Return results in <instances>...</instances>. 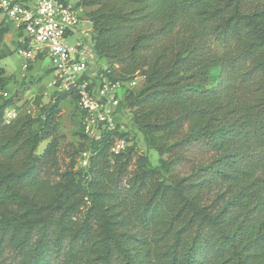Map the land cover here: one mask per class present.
Wrapping results in <instances>:
<instances>
[{
    "label": "trees",
    "instance_id": "1",
    "mask_svg": "<svg viewBox=\"0 0 264 264\" xmlns=\"http://www.w3.org/2000/svg\"><path fill=\"white\" fill-rule=\"evenodd\" d=\"M77 5L94 54L144 76L120 107L158 164L108 138L61 170L68 94L9 121L2 102L0 264H264V0ZM9 30L0 12V45Z\"/></svg>",
    "mask_w": 264,
    "mask_h": 264
},
{
    "label": "built area",
    "instance_id": "2",
    "mask_svg": "<svg viewBox=\"0 0 264 264\" xmlns=\"http://www.w3.org/2000/svg\"><path fill=\"white\" fill-rule=\"evenodd\" d=\"M80 11V5L70 0H0V12L6 21L25 34L21 42L24 46L17 48L25 60L22 69L39 55L49 57L53 74L49 85L56 92L75 96L84 138L93 143L109 138L113 140L110 151L117 154L128 145L124 137L116 136L121 101L144 76L136 73L130 80L117 78V64L92 63L97 57L92 48L84 47L82 41L67 42V36L80 23ZM16 115L14 109L6 108L5 121ZM89 155L90 149L80 152L84 166Z\"/></svg>",
    "mask_w": 264,
    "mask_h": 264
},
{
    "label": "rangeland",
    "instance_id": "3",
    "mask_svg": "<svg viewBox=\"0 0 264 264\" xmlns=\"http://www.w3.org/2000/svg\"><path fill=\"white\" fill-rule=\"evenodd\" d=\"M72 1V0H70ZM86 9L83 7L80 13V23L75 30L67 36V42L74 44L76 41H82L84 47L92 48L90 38L91 23L86 19ZM10 26L9 34L5 36L0 46V69L4 71L3 78L0 83V104L6 100H13L16 114L37 116L40 113V107L52 101L56 96L54 88L49 85L52 79V63L49 57L39 55L28 62L27 69H22L25 62L24 58L17 52V48L24 46L21 42L25 38V34L13 32ZM21 38L20 42H17ZM92 63L104 65V59L95 57ZM217 71L210 72L213 78ZM1 73V72H0ZM143 80L138 79L137 84L131 86V90H138ZM211 83H214L212 79ZM121 90H119V93ZM58 118V148L57 161L58 168L64 169L73 163L75 169L80 168L83 162L80 160V152L86 148L88 141L81 134L80 116L76 101L66 95L59 103ZM118 121V134L123 135L127 141V146H134L138 153L148 156L151 164L157 165L159 155L156 151L148 149L145 145L143 135L134 129L131 121V110L121 106L116 117ZM46 144L42 141L37 148V152H41ZM7 264V263H5Z\"/></svg>",
    "mask_w": 264,
    "mask_h": 264
},
{
    "label": "crops",
    "instance_id": "4",
    "mask_svg": "<svg viewBox=\"0 0 264 264\" xmlns=\"http://www.w3.org/2000/svg\"><path fill=\"white\" fill-rule=\"evenodd\" d=\"M77 2V0H72V2ZM80 7H81V11H82V8L84 7V6H81L80 5ZM85 9H86V11L88 12L91 8L90 7H84ZM81 11H80V13H81ZM10 31V30H9ZM9 31L4 35V37H3V40H2V43H3V41H4V38H5V36L6 35H8L9 34ZM13 32L15 33V35H17L18 36V31H16V30H13ZM21 41V38L17 41V42H20ZM1 43V44H2ZM1 46V45H0ZM4 75V71L2 70V74H1V76H3Z\"/></svg>",
    "mask_w": 264,
    "mask_h": 264
}]
</instances>
